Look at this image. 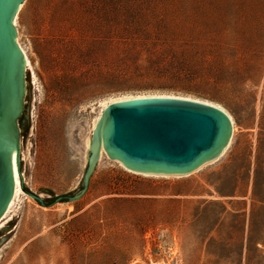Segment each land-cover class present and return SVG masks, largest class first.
I'll return each mask as SVG.
<instances>
[{
    "label": "rangeland",
    "instance_id": "374dc122",
    "mask_svg": "<svg viewBox=\"0 0 264 264\" xmlns=\"http://www.w3.org/2000/svg\"><path fill=\"white\" fill-rule=\"evenodd\" d=\"M67 1L25 0L16 18L31 63L17 119L21 177L46 205L25 191L16 200L0 264H264V0L241 25L161 42L142 39L140 16L125 11L114 31L78 25L86 16ZM218 2L162 9L201 20L222 14ZM235 4L227 0L225 15L236 18ZM136 94L219 104L233 120L229 148L180 177L135 174L103 156L80 199L50 204L80 189L84 138L101 106ZM223 180L233 195L218 194Z\"/></svg>",
    "mask_w": 264,
    "mask_h": 264
},
{
    "label": "water",
    "instance_id": "95a60500",
    "mask_svg": "<svg viewBox=\"0 0 264 264\" xmlns=\"http://www.w3.org/2000/svg\"><path fill=\"white\" fill-rule=\"evenodd\" d=\"M24 0H0V215L13 192L12 150L21 175L19 128L25 62L16 43L12 19ZM233 123L218 104L175 95L144 94L110 102L92 130L80 189L54 195L57 201H76L88 190L101 148L112 160L137 172L184 175L220 159L229 148ZM22 189L41 205L38 194Z\"/></svg>",
    "mask_w": 264,
    "mask_h": 264
},
{
    "label": "trees",
    "instance_id": "16d2710c",
    "mask_svg": "<svg viewBox=\"0 0 264 264\" xmlns=\"http://www.w3.org/2000/svg\"><path fill=\"white\" fill-rule=\"evenodd\" d=\"M196 0H68L71 13H79L86 16L84 21L78 25L93 28L103 32L114 31L119 22V13L125 11L124 17L138 15L140 22L136 23L134 30L144 34L142 39L153 40L154 42L165 41L176 36H200L201 32L221 31L225 27L241 25L242 13L247 9L254 16L258 13L259 0H236V18L225 15L227 0H219L220 12L222 14L210 16L204 13V17L198 20L193 12L177 11L166 14L163 7L177 5L180 2L194 3ZM214 3L216 0H206ZM139 9V10H138ZM137 12V13H136ZM126 21V20H125ZM127 22V21H126ZM252 26L260 25V21L255 18L250 21ZM264 25V21L262 22ZM207 34V33H205ZM108 37V36H107ZM236 158H232V161ZM237 176V175H236ZM238 177V176H237ZM259 184V171H255L253 185L256 188ZM228 183L223 180L216 186V191L221 196L233 195L234 190L228 191ZM53 199V198H52Z\"/></svg>",
    "mask_w": 264,
    "mask_h": 264
},
{
    "label": "bare ground",
    "instance_id": "6f19581e",
    "mask_svg": "<svg viewBox=\"0 0 264 264\" xmlns=\"http://www.w3.org/2000/svg\"><path fill=\"white\" fill-rule=\"evenodd\" d=\"M25 2L22 1L18 8L16 9V12H15V15L12 19V22H13V25L14 27L16 26V18H17V15L20 11V9L22 8L23 6V3ZM16 40V39H15ZM16 43L23 55V58H24V62H25V70H28L29 68H31V63H30V60L24 50V48L22 47V45L16 40ZM138 95H144V94H136V95H129V96H123V97H119V98H115L113 100H110L106 103H104L102 106H101V109L99 110L98 114L95 116V118L93 119L92 121V124H91V130H90V133L87 134L84 138V160L87 162V158H88V154H89V149H90V142H91V136H92V130L94 129L95 125H96V122L98 121L104 107H106V105L110 102H113V101H119V100H123V99H128V98H132V97H135V96H138ZM162 95H172V94H162ZM175 96H181V95H175ZM181 97H188V96H181ZM189 98H192V97H189ZM198 99V98H197ZM219 105V104H218ZM220 106V105H219ZM222 107V106H220ZM223 108V107H222ZM224 109V108H223ZM225 110V109H224ZM226 111V110H225ZM227 112V111H226ZM228 113V112H227ZM229 114V113H228ZM230 116V114H229ZM231 120H232V117L230 116ZM232 123H233V120H232ZM20 151V150H19ZM16 155H17V151L15 149L12 150V169H13V192H12V195L6 205V208L4 209V211L2 212V214L0 215V229L5 226V224L7 222H9V220H11L13 218V215H12V211H13V207H15V203H16V200L20 198L21 195H26V193L24 192V190L22 189L21 187V183H22V180L25 182L26 179L23 177H21L20 175V172H19V169H18V163H17V159H16ZM23 156V155H22ZM103 156H107L106 153L104 152L103 150V147L101 148V155H100V158L103 157ZM19 159L21 160V154L19 152ZM115 162H117L119 165H121L125 170L129 171V172H132V173H135V174H139V175H143V176H164V177H168L169 175H165V174H159V173H146V172H137V171H133L131 169H128L126 168L119 160H113ZM217 160H212L210 161L209 163H206L204 166L208 165V164H211L213 162H215ZM203 167V166H202ZM201 167V168H202ZM199 168V169H201ZM198 169V170H199ZM197 171V170H195ZM194 172V171H193ZM190 174V173H189ZM189 174H184V175H171V176H175V177H180V176H186V175H189ZM151 264H164L163 262H152Z\"/></svg>",
    "mask_w": 264,
    "mask_h": 264
}]
</instances>
